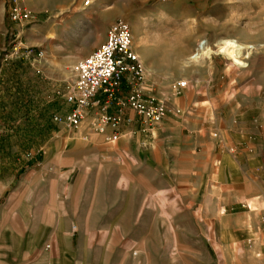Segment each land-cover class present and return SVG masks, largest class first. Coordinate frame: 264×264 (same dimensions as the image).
<instances>
[{"label": "rangeland", "instance_id": "374dc122", "mask_svg": "<svg viewBox=\"0 0 264 264\" xmlns=\"http://www.w3.org/2000/svg\"><path fill=\"white\" fill-rule=\"evenodd\" d=\"M17 4L27 22L0 0V264H264V0ZM117 20L131 27L144 97L169 113L145 125L152 134L140 120L105 141L88 134L92 116L76 130L53 116L91 51L77 50ZM227 38L235 60L187 61ZM243 147L260 160L249 173H223L217 157L208 167L207 153ZM186 148L205 153L198 173Z\"/></svg>", "mask_w": 264, "mask_h": 264}, {"label": "built area", "instance_id": "2783aa9c", "mask_svg": "<svg viewBox=\"0 0 264 264\" xmlns=\"http://www.w3.org/2000/svg\"><path fill=\"white\" fill-rule=\"evenodd\" d=\"M9 17L11 21L27 22L30 12L13 0ZM74 72V81L65 96L67 110L53 116L55 123L69 130L78 129L89 115L92 116L91 130L105 141H114L118 137L121 117L108 112L113 104L117 108L134 110L148 127L169 113L162 101L144 97V67L133 47L131 27L124 20L114 21L107 27L105 40L76 63ZM123 80L128 90L117 95ZM184 87L185 81L174 85L175 91Z\"/></svg>", "mask_w": 264, "mask_h": 264}, {"label": "crops", "instance_id": "0c3cea01", "mask_svg": "<svg viewBox=\"0 0 264 264\" xmlns=\"http://www.w3.org/2000/svg\"><path fill=\"white\" fill-rule=\"evenodd\" d=\"M29 3H33L34 7L37 8L39 5H45V4H52L55 7L60 6L62 3H64L65 0H27ZM89 2H93L94 0H88ZM108 27V26H107ZM106 27V29H107ZM106 33V30H105ZM105 33H103V41L105 40ZM102 41V42H103ZM100 43V40L98 37H89L84 44V48L77 50L80 52H85L88 51L89 49L94 50L98 46L102 44ZM90 51V52H91ZM89 52V53H90ZM144 85V84H143ZM128 90V85L126 82L123 80L121 87L119 88L117 95H122L126 93ZM108 112L116 115L120 114L121 117V122L118 126V129L121 133H125L126 130H130V132H133V130L139 126L137 125L140 123V116L132 109L130 108H117L114 104L112 105L111 108L108 109ZM142 123V122H141ZM144 125V124H143ZM141 126V125H140ZM153 128H146L144 125V128L141 130L142 131H147L150 132L151 134L153 133ZM91 127L89 128V133L91 134ZM97 135V134H96ZM199 150V149H198ZM254 153H247L246 148H239L236 153L230 154L227 153L225 150L218 149V153L214 154L213 152L207 153V158H208V167L211 168L215 165V158L217 157L218 159V164L221 169V172H227L229 175L234 174L238 175V169L240 170L241 173H249L252 169L253 166H260V160L258 156L256 155L257 153L255 152L254 148ZM205 153H200L196 151V148L194 150H189V148H186V151L181 154V159L185 161L186 165V172L189 174H195L199 172V166L201 163V157H203ZM244 166V167H242Z\"/></svg>", "mask_w": 264, "mask_h": 264}, {"label": "bare ground", "instance_id": "6f19581e", "mask_svg": "<svg viewBox=\"0 0 264 264\" xmlns=\"http://www.w3.org/2000/svg\"><path fill=\"white\" fill-rule=\"evenodd\" d=\"M239 42L233 38H227L225 40L216 43V50L212 51L205 41H200L195 51L188 57V62H198L202 58H209L210 54H223L227 58H232L233 54L237 52L239 48ZM243 49V48H242ZM234 59V58H232ZM236 59V58H235ZM234 59V60H235ZM237 65V64H236ZM240 65V64H239Z\"/></svg>", "mask_w": 264, "mask_h": 264}]
</instances>
